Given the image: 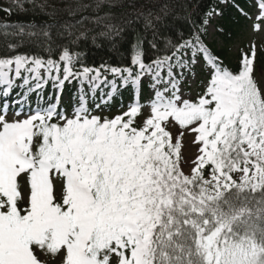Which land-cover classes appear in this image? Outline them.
<instances>
[{
  "label": "snow or ice",
  "instance_id": "snow-or-ice-1",
  "mask_svg": "<svg viewBox=\"0 0 264 264\" xmlns=\"http://www.w3.org/2000/svg\"><path fill=\"white\" fill-rule=\"evenodd\" d=\"M129 6L0 0V264H264V0L111 23ZM138 20L127 59L87 62V23Z\"/></svg>",
  "mask_w": 264,
  "mask_h": 264
},
{
  "label": "trees",
  "instance_id": "trees-1",
  "mask_svg": "<svg viewBox=\"0 0 264 264\" xmlns=\"http://www.w3.org/2000/svg\"><path fill=\"white\" fill-rule=\"evenodd\" d=\"M114 3L124 2L129 5L135 4L136 7L133 8L131 6L127 7L126 9H114L115 19L111 21L113 24H119V15L121 11H127L135 15L137 12H145L151 11L153 16L159 14V10L161 7L168 5V7L172 10V15L168 17L169 22L175 23L177 26L183 24V20L181 19L183 13L178 7L179 0H113ZM204 2H209V0H204ZM210 2L215 3L216 0H210ZM233 0H229V4H231ZM236 2L240 3L243 6L246 3V0H236ZM148 5V7L143 8L141 5ZM105 10H102L98 13V15L103 16L105 14ZM224 16L217 19L215 24H219L224 26L227 29V37L228 39V47H232L235 44H240L245 42L244 35L246 31V26L248 25L249 21L239 15L238 12L232 7H226L224 9ZM83 15H94L88 12L83 13ZM31 16L21 15V16H12V21H28L32 19ZM77 19L79 17H76ZM35 19H47L46 17H35ZM69 19H71L69 17ZM85 28L93 29L89 33V40L85 42L84 50L87 53V62L89 64H99L101 61H106L108 63H116L120 62L124 59H127L130 55L129 48L130 42L135 39L136 33L143 28V21L138 20L134 25L133 29H126L125 33L122 36H101L99 33L104 31L103 25H94L93 23H87ZM83 30V29H80ZM96 37V45L93 46L91 43V37ZM218 39L224 40L226 39L225 35L217 36ZM113 42H115V48L113 47ZM119 51H116V49ZM227 52V48L225 49ZM231 56H235V53H228Z\"/></svg>",
  "mask_w": 264,
  "mask_h": 264
},
{
  "label": "rangeland",
  "instance_id": "rangeland-1",
  "mask_svg": "<svg viewBox=\"0 0 264 264\" xmlns=\"http://www.w3.org/2000/svg\"><path fill=\"white\" fill-rule=\"evenodd\" d=\"M245 35H244V39L245 41L251 36V32H250V23H248V25L246 26V31H245ZM255 39H257V41H259V37H254ZM236 45V44H235ZM235 45L232 46V51L231 53H235Z\"/></svg>",
  "mask_w": 264,
  "mask_h": 264
}]
</instances>
